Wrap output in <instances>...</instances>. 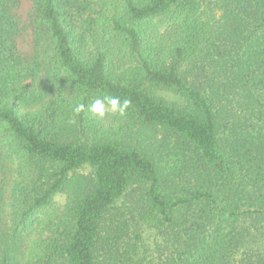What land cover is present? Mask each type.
<instances>
[{
	"label": "trees",
	"instance_id": "1",
	"mask_svg": "<svg viewBox=\"0 0 264 264\" xmlns=\"http://www.w3.org/2000/svg\"><path fill=\"white\" fill-rule=\"evenodd\" d=\"M32 3L24 60L20 0H0V171L19 164L23 221L66 195L61 256L38 264H264V0ZM48 69L64 89L38 85ZM112 98L125 123L92 115ZM0 264H18L3 237Z\"/></svg>",
	"mask_w": 264,
	"mask_h": 264
},
{
	"label": "rangeland",
	"instance_id": "2",
	"mask_svg": "<svg viewBox=\"0 0 264 264\" xmlns=\"http://www.w3.org/2000/svg\"><path fill=\"white\" fill-rule=\"evenodd\" d=\"M32 6V0H20V5L13 12L18 28V34L15 38L16 50L17 54L24 60L31 58L34 52V39L30 25ZM152 32L157 40H163L170 45L168 40L172 36L171 26L156 19L153 22ZM118 41H112L113 47L118 44ZM114 64L119 69L121 66H126L127 61L125 58L123 59L122 55L118 54L114 57ZM128 66H132V64L130 63ZM42 75L37 81L41 88L47 89L55 86L59 89H64L67 85L62 75L56 69H48ZM154 92L168 101H181L179 96L170 91L156 89ZM103 108V116L91 111L92 115L102 118L110 126L127 121L125 113L120 108H117L115 111L111 106L103 105ZM18 165V163L14 166L9 165L10 168H13V171L8 168L3 169L2 172L0 171L1 177H5V182L1 181L0 186V237L4 238L6 246L17 256L18 264H38L51 254H54L56 257L61 256L56 251L51 250L52 245L49 243L51 240L63 239L61 238L62 235L57 236L56 231L63 233L64 227L60 224L62 222L65 223V221L67 223L64 214L66 195L63 193L57 194L49 207L37 211L29 222L23 221V217L20 215L22 203L17 205L14 198L11 197L13 190L11 187L15 186V183L10 181V178L7 176L10 173L17 175ZM89 171V167L81 170L83 173H88ZM23 222H25L24 226L22 225ZM137 229L139 230L142 243L147 248H151L154 230L145 223H139Z\"/></svg>",
	"mask_w": 264,
	"mask_h": 264
},
{
	"label": "clouds",
	"instance_id": "3",
	"mask_svg": "<svg viewBox=\"0 0 264 264\" xmlns=\"http://www.w3.org/2000/svg\"><path fill=\"white\" fill-rule=\"evenodd\" d=\"M110 104H111V107L112 109L115 111L117 110V108L120 106V102L118 99H115V98H112L110 100ZM127 105V101H125V104L124 106ZM83 108V105H80L76 111H80L81 109ZM121 111H123V108L121 107L120 108ZM91 111L100 115V116H103L104 115V108H103V105H102V102L101 100L97 99L93 102V104L91 105Z\"/></svg>",
	"mask_w": 264,
	"mask_h": 264
}]
</instances>
